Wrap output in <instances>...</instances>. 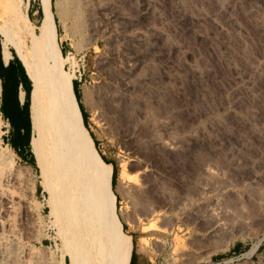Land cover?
<instances>
[{
    "label": "rangeland",
    "instance_id": "374dc122",
    "mask_svg": "<svg viewBox=\"0 0 264 264\" xmlns=\"http://www.w3.org/2000/svg\"><path fill=\"white\" fill-rule=\"evenodd\" d=\"M63 1L70 4L73 0ZM113 3L122 12L123 19L107 24L100 22L99 27L91 28L80 5L77 14L64 15V25L55 18L56 42L60 53L61 48L65 49L63 55L68 50L85 54L80 82H73L81 91L80 105L95 151L115 168V181L111 186L115 198L113 209L119 218L130 216L129 222L120 219V227L130 238V233L133 234V260L140 257L141 264H264V221L254 218L257 214L252 218L248 216L245 208L234 211L226 198L216 196V190L221 186H233L241 193L249 190L251 194H243L260 199L264 214V82L254 72L249 73L259 62L264 65V31L260 29V25H264V0H113ZM21 6L30 17L29 28L36 44L43 19L42 4L40 0H26V6L24 2ZM0 12L3 13L1 1ZM0 41L2 46L8 44L9 52L12 49L25 58L6 31L3 14ZM25 41L29 42L27 36ZM184 54L186 56H182ZM135 55L140 61L136 62L135 73L129 76L123 71L125 59ZM67 63L72 70L67 71L64 64L62 71L73 77L76 65L72 61ZM192 64L202 75L192 69ZM235 70L243 76L254 74L257 77L260 84L254 87L255 96L230 93L229 87L237 83L233 77ZM109 97L117 99L119 118L109 115L108 126H102L98 116L100 104ZM75 103L78 106L76 99ZM216 118H220L219 121ZM2 130L1 127L0 135ZM33 133L35 152L31 147L30 150L34 162L31 163L29 158H18L10 147L5 146V138L9 144L12 135L10 124L6 137L0 136V153L6 151L13 158L19 184L13 193L27 211L18 232L25 247L32 252L28 264H60L63 250L76 252L79 258L84 255V249L79 250L82 239L69 233L74 229V223L68 225L61 220L66 203L58 202L53 194L52 204H49V194L41 186L35 130ZM191 134L197 138L192 141L196 144L189 143L188 146L183 142L186 135ZM153 137L180 142L178 145L184 150L178 160L167 158L173 166L169 176L163 171L160 157L157 156V162H151L136 153H147V157L155 154L150 143ZM31 140L32 126L30 144ZM71 141L68 150H74L75 144ZM105 161L112 173V165ZM131 161L149 169L152 165L154 180L172 192L176 191L173 183L179 178L191 186L195 183L210 186L209 189L215 191L212 195L220 202L199 205L195 203L196 197L191 196L194 198L189 203L193 208L187 206L189 212L170 222L167 231L157 227L160 220L152 227L151 223L134 217L132 212L130 196L133 189L127 177V166ZM82 162L75 161L74 166L76 169L82 167L84 177L88 179ZM74 166L68 165L65 169L73 181H69L73 189ZM75 189L79 190V187ZM209 195L204 194V201L213 197ZM213 212L220 216L228 213L227 223L237 219L234 220L237 230L231 235H211L209 227L214 223ZM240 217L246 218L240 220ZM139 228H147L148 232L143 233ZM141 238L148 240L149 245L143 248L145 251L137 245ZM252 249L255 250L250 253ZM62 260L63 264H69L68 258Z\"/></svg>",
    "mask_w": 264,
    "mask_h": 264
},
{
    "label": "bare ground",
    "instance_id": "6f19581e",
    "mask_svg": "<svg viewBox=\"0 0 264 264\" xmlns=\"http://www.w3.org/2000/svg\"><path fill=\"white\" fill-rule=\"evenodd\" d=\"M0 1L3 8L2 14L4 16L5 29L13 38L16 46L25 54L26 75H28L27 77L37 89L36 104L34 106V130L36 159L40 169L39 176L42 178L41 186L43 187V190L49 194L50 205L52 204L53 194L58 202L64 201V203H66V209L63 211L61 220L62 222H68V225H73L74 223L75 231L72 228L73 230L69 233H74L78 240L82 239V244L80 245L79 250L84 249L83 256L79 258L76 252L73 254L71 250L62 249L63 253L61 258H68L69 264H118L121 230L120 219L123 221L128 220L129 222L130 216L123 215L119 218L114 213L113 202L115 198L111 191V169L96 153L93 140L83 124L79 108L75 103V96L72 88L73 77L62 71L65 62L72 61L74 65H76V62L73 57L61 54L58 49L56 42L55 18L58 23L64 25V15L73 16L77 14V8L79 5L86 16V21L88 20L89 25L91 24V28L92 26L96 27L97 25L99 27V25L107 24L109 22L113 23L115 20L118 21L117 19L122 20L124 16L122 15V12L117 9L113 0H73L70 4H64L63 0H40L43 7V19L39 30L38 41L35 44L34 33L29 28L28 13L26 14L21 6V2H24L26 6V0ZM75 17L77 16H74L73 18ZM260 26V29L264 31V25ZM98 27L96 30H98ZM25 36L29 39L28 43L25 41ZM2 50L4 57L8 59L10 56L8 44H4ZM181 54H183V52ZM182 56L186 55L184 54ZM139 58L138 55L126 58L123 71L129 76L133 75L137 68L136 62L140 61ZM262 62L264 63V61ZM259 63V65H254V67H252L253 71L249 73L254 72L258 75V79L264 82V65L261 62ZM191 67L194 71H197L199 75H202L200 70H198L199 68L195 65L192 64ZM234 73V81L237 83H235L234 86L229 87L230 93L234 95L236 93H250L251 95H254V87L260 84L258 79H256L257 77H255L254 74H249V76L244 74L243 76V73H238L236 70ZM19 96L22 100V91ZM111 98L112 97L106 98L104 103L103 101H100L102 105L100 104L98 116L102 126H108L107 124L110 120L109 115L116 119L119 118V108L116 106L117 99ZM115 101L116 104H114ZM233 107L234 110L235 106L233 105ZM219 119H217V121H219ZM155 122H153L154 125ZM193 137H195L194 134L186 135V139L183 143L186 145L192 143L194 139H197L196 137ZM157 138L153 137L150 140L151 146L156 150L155 154L147 157V153L135 151L137 154H140L138 156L151 162L153 160L154 162H157V156L160 157V161L163 164V171L165 175L169 176L173 170V166L172 164H169L168 160H171V158L178 160L182 153H184V150L180 149V146L178 145L180 142H173V140H169V142L168 140L166 141ZM71 139L75 144L74 150L73 148L68 150V146L70 145V142H72ZM194 144H196V142ZM6 147L9 148L8 146ZM169 157L170 159L167 160ZM79 160L83 161L82 166H85L88 179H85L82 167L76 169L74 166L75 161ZM13 163V158L8 152L5 151L3 154L0 153V264H28L31 261L30 254L32 252L30 253L25 247L18 232L20 230L19 227L22 222L21 220L27 216V211L22 205L20 198L16 197L13 193V190L19 185L16 179L15 170L13 169ZM68 165L74 166V169H76V173L74 174V189L73 184L70 185V178L65 171ZM127 167L129 171L127 177L131 181V189H133V194L130 196L132 199L130 200L134 217L138 216L140 219L151 223L149 225H152V227L157 225V223L154 222L160 220V224L157 225V227L162 231H167L170 222L175 220L176 217L187 213V208L189 206L192 207L189 202L190 199L194 197L191 196L196 197L195 203H200L199 205H201L202 202L204 204H218L220 202L219 198H215V195H212L213 188H210L211 191L209 189L210 186L208 187L206 184L197 183V185L195 183L191 186L192 184L184 183L178 178L173 183V189H176V191L172 192V189L169 190L166 187H162L154 180V170L152 169V165L149 169V167L144 164L142 165V163L140 164L137 161H131ZM204 172H206V170ZM70 182L72 183L73 181L71 180ZM77 186L79 187V190L75 189ZM234 188L235 187L233 186L218 187L216 190V192L218 191V195L216 196L226 198L234 207L232 208V206H229L233 210L235 208H245L248 216L251 215L252 218V215L254 216L257 214L254 218L258 217L264 221V214H262L261 211V205L263 202H261L260 199H252L250 198L251 196L248 197L249 195H244L243 193L246 192L243 190V193L240 191L237 192L238 189L236 190V188ZM247 191L250 193L249 190ZM213 193H215V191ZM204 194H210L209 196L213 197L208 201H204ZM227 214L228 213H222L221 216L215 213L211 214L214 220L213 225L209 227V233L211 235H215L216 233H226L227 235H231L235 231L236 224L234 223V220L237 219H234L233 216H231L234 220L227 223L225 220L227 219L225 218ZM240 214L238 216H241ZM244 218H241L240 220H243ZM140 219L138 220L140 221ZM141 231L147 233L148 229L142 228ZM139 240V249H143L149 245L146 238H141ZM143 250L145 251V249ZM254 250L255 249H252L250 253ZM61 260L60 264H63V260Z\"/></svg>",
    "mask_w": 264,
    "mask_h": 264
},
{
    "label": "crops",
    "instance_id": "0c3cea01",
    "mask_svg": "<svg viewBox=\"0 0 264 264\" xmlns=\"http://www.w3.org/2000/svg\"><path fill=\"white\" fill-rule=\"evenodd\" d=\"M1 16H2V13L0 12V18ZM0 44H1V48H0V113L2 116H4V118H7V116L4 114V111L1 108V105H2V97H1L2 80L1 79H3V88H4L3 102L4 104H10V106L13 107L14 111L18 114V116H22L24 115V112L22 109L24 92L21 88L20 82L25 80L24 75H23V70H24V73L27 74L25 58L23 55H22L23 57L17 55L21 62L19 61L18 58H17L18 60L14 59L12 55H10L8 59H6L3 55L1 41H0ZM64 51L65 49L61 48V53H63ZM21 63L23 66L21 65ZM14 78L18 80V91H17L16 97L12 92V88H11L12 81H10ZM72 84H73L72 85L73 93H75L76 97L78 98V101L80 102L81 91L79 90V85L75 84L74 82H72ZM32 85L33 84L31 83V93H30V102H29V118H30L31 126H32V120H33V106L37 98V95H36L37 90L35 92L36 88L33 87ZM21 91L23 92L22 100L20 99V96H19ZM8 124H9V120H8ZM18 131H19V134H22V128H20ZM30 135H31V130H30ZM9 146L18 155V158H21V159L28 158L29 155H28L26 146L24 144L18 143L15 145V149H14L11 147L10 142H9ZM137 245H138V241H137ZM131 249H132V239L128 235L124 234L122 230H120L118 264H128L129 259H130ZM130 264H141L140 257L139 259H136L135 261L132 258Z\"/></svg>",
    "mask_w": 264,
    "mask_h": 264
},
{
    "label": "trees",
    "instance_id": "16d2710c",
    "mask_svg": "<svg viewBox=\"0 0 264 264\" xmlns=\"http://www.w3.org/2000/svg\"><path fill=\"white\" fill-rule=\"evenodd\" d=\"M37 12L39 14L42 13L40 7H37ZM10 52L12 54V57L14 59H17V57H16V55L14 53V50L11 49ZM22 70H23V68H22ZM23 75H24L25 80L20 82V84H21V88H22V90L24 92V99H23V102H22V109H23L24 115L18 116V114L14 111L13 107L10 106V104H4V102H3V95H4V92H3L4 91L3 79H1L2 80V88H1L2 105H1V108L4 111V114L7 116L8 120H9V124L11 125V128H12V135H11V138H10L11 147L15 149V145L16 144H18V143L24 144L26 146V149H27V152H28V155H29L28 158H29L30 162L32 163V162H34V159H33V154L30 151V147L35 152V150H34L35 144H33L34 143L33 142V140H34L33 131H34V117H35L34 106H35V103H34V106H33L32 140H31V144L29 146L30 130H31V127H30V123L31 122H30V118H29V102H30V93H31V82L27 78V76L25 75L24 70H23ZM10 81H12L11 82L12 92H13V94L16 97L17 91H18V80L16 78H14V79H12ZM35 92H36V90H35ZM36 95H37V92H36ZM74 95H75V93H74ZM75 98H76L78 107H79L80 112H81L83 124L87 128L86 123H85V119L86 118H85V116L83 114L80 102L78 101V98L76 97V95H75ZM20 128H22V134H19L18 130ZM93 142H94V140H93ZM101 158L105 161V159L102 156H101ZM105 162L107 164H109V165H112L110 162H107V161H105ZM115 175H116L115 168L112 165V173H111V186L112 187L114 185ZM37 189H39L38 186H37ZM130 235H131L132 243H133V234L130 233ZM133 254H134V248L131 249V254H130V259H129L128 264L131 263Z\"/></svg>",
    "mask_w": 264,
    "mask_h": 264
},
{
    "label": "built area",
    "instance_id": "2783aa9c",
    "mask_svg": "<svg viewBox=\"0 0 264 264\" xmlns=\"http://www.w3.org/2000/svg\"><path fill=\"white\" fill-rule=\"evenodd\" d=\"M65 55H71V57H73V59L75 60L76 62V66L73 67V78H72V81H75L77 83L80 82V79H81V71L83 70L84 68V61H85V54L84 53H80V52H72L70 50L66 51L65 52ZM65 67H66V70L69 71V70H72V67H70V65L65 62ZM0 128L2 127L3 130L1 131V135L0 136H5L6 137V134H7V131H8V120L7 118H3V116L1 115L0 113ZM3 134V135H2ZM6 139V143H5V146H9L8 142H7V138ZM1 143H2V137H1Z\"/></svg>",
    "mask_w": 264,
    "mask_h": 264
},
{
    "label": "water",
    "instance_id": "95a60500",
    "mask_svg": "<svg viewBox=\"0 0 264 264\" xmlns=\"http://www.w3.org/2000/svg\"><path fill=\"white\" fill-rule=\"evenodd\" d=\"M0 48H1V44H0ZM15 53V52H14ZM15 55H16V53H15ZM16 57L18 58V56L16 55ZM19 59V58H18ZM19 61H20V59H19ZM21 62V61H20ZM21 65H22V63H21ZM23 66V65H22ZM26 74V73H25ZM27 76V75H26ZM28 78V77H27ZM29 79V78H28ZM30 127H31V123H30ZM30 138H31V135H30ZM29 146H30V140H29ZM31 151V150H30ZM32 153V152H31ZM34 157V156H33Z\"/></svg>",
    "mask_w": 264,
    "mask_h": 264
}]
</instances>
